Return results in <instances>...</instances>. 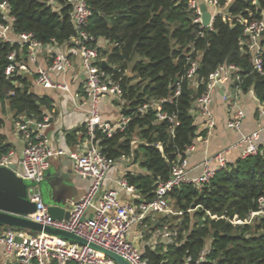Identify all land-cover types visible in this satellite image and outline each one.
Masks as SVG:
<instances>
[{"label":"trees","instance_id":"16d2710c","mask_svg":"<svg viewBox=\"0 0 264 264\" xmlns=\"http://www.w3.org/2000/svg\"><path fill=\"white\" fill-rule=\"evenodd\" d=\"M188 1L85 0L90 16L82 30L92 37L88 44L97 51L95 64L102 68L104 60V71L118 83L117 104L121 115L129 117L123 129L111 136L97 130L94 139L111 161L121 156L139 161L144 172H128L125 179L146 200L186 157L196 137L206 135L192 109L219 65H236L241 93L252 91L264 103V32L262 73L254 68L243 34L246 25L264 18V0H220L222 10L212 30L193 23ZM1 2L13 20H3L0 13V23L7 24L11 35L30 32L53 48L73 45L78 30L71 20L72 0ZM27 62L25 44L0 39V103L8 102L14 119L42 121L51 101L24 89L29 83L17 67ZM192 63L195 71L188 76ZM10 64L15 70L7 76ZM162 99L160 111L173 121L159 119L151 105ZM144 104L146 110L139 111ZM73 137L70 133L68 140ZM7 150L0 143V154ZM168 196L176 213L155 217L150 234L166 228L173 240L146 245L140 251L146 264H264V215L250 216L264 198V152L237 157L200 187L180 184Z\"/></svg>","mask_w":264,"mask_h":264},{"label":"built area","instance_id":"2783aa9c","mask_svg":"<svg viewBox=\"0 0 264 264\" xmlns=\"http://www.w3.org/2000/svg\"><path fill=\"white\" fill-rule=\"evenodd\" d=\"M72 2L74 9L71 20L78 30V34L71 39V43L79 53L80 66L84 75L83 98L78 106L86 107L85 127L90 143L84 152L74 155V170L80 176L89 178L91 180L90 186L82 197L71 203L67 219H54L49 215L47 205L41 198L39 185L48 168L49 158L54 154H62L63 151L55 152L49 146L48 138L44 132V128L48 123L47 117H44L42 121L23 119L22 116L14 119L16 128L25 140V145L17 163L13 162L15 151L8 149L0 154V165L7 166L14 163L16 166L15 174L33 183L29 188L28 195L29 199L36 203V210L28 214L27 218L43 227L70 232L86 242L81 243L44 231L37 234H26L8 230L0 232V249L8 255L14 256L17 264H68L70 262L75 264H118L95 246L119 255L128 264H146L140 250L127 238L131 228L144 225L150 217H154V220L156 215L175 214L176 212L170 209L169 192L180 184H193L200 187L211 179L216 172L226 168L227 157L233 150L238 152L240 158L263 153L264 122L256 129L241 134L239 138L231 141L217 152L206 155L196 166L200 168L198 175H190L191 168L187 158L184 157L172 166L169 178L157 184L155 195L151 199L138 202L120 201L117 189L101 188L113 161L104 155L94 138L97 130L111 136L117 130L123 129L129 117L121 115L115 124L103 121L100 117L99 103L101 98L104 95L119 97L121 89L118 83L113 81L103 68H99L95 64L97 51L88 44V40H92V37L82 30V26L87 23L90 16V10L85 0H72ZM200 3H204L210 12L207 25L202 23ZM253 3L256 4V0H253ZM188 5L193 9V23L198 24L201 28L212 30L214 18L222 10L220 0H189ZM5 10L6 4L1 2L0 13L2 19L12 21L13 18L6 14L7 11ZM263 32L264 18L250 22L243 30V34L249 39L248 48L253 52L254 68L260 73H262L263 46L261 41ZM0 39L25 44L28 49V59L32 62H36L40 50L50 46L42 45L36 41L34 35L30 32H20L13 36L10 34L7 24L4 23H0ZM50 49L56 51L51 55V60L47 66L37 67L35 81L43 88L53 87L69 90L67 84L55 81L52 74L65 73L72 66V59L61 46L55 45L54 48L50 46ZM13 57L14 54L11 53L9 58L13 59ZM25 68L24 63H19L17 70L21 73L22 69ZM14 70V65H8L5 75H11ZM194 71L195 63H192L188 76H191ZM239 71L240 69L234 64L219 65L210 74L204 92L197 97L195 105L205 119L207 132H210L215 125V119L211 111V92L218 84L227 79L231 83L233 95H224L223 99L231 103L233 110L226 121V126L232 131H241L244 111L239 106L237 98L238 94L241 93ZM178 92L179 89L176 90V93ZM161 102H163V99L151 103L157 109L158 118L168 117L170 121H173V117H169L160 111ZM147 106L148 104H144L138 110L144 112ZM257 112L260 117H264V103H259ZM118 184L122 188L133 189L125 178L120 179ZM260 214L264 215L263 197L258 199V208L256 211L251 212L250 216ZM163 235L170 239L169 242L173 240L171 233H164ZM154 243L158 242L154 241Z\"/></svg>","mask_w":264,"mask_h":264},{"label":"crops","instance_id":"0c3cea01","mask_svg":"<svg viewBox=\"0 0 264 264\" xmlns=\"http://www.w3.org/2000/svg\"><path fill=\"white\" fill-rule=\"evenodd\" d=\"M61 48L66 51L72 59V66L65 73H54L52 78L68 85L69 90L60 88H43L39 86L36 79L37 67H45L51 60V55L56 51L50 49V46L40 50L37 54L36 62L28 59L25 63L26 68L22 69L21 74L28 80L27 89L39 96H47L51 101V109L44 110L45 117L48 118L47 126L44 132L48 138V143L53 151H63L62 154H54L49 158L48 168L45 171L44 178L39 185V190L43 202L55 204L62 207L64 211L71 209V203L82 197L88 190L91 180L82 177L74 170V155L81 154L89 146V137L84 129L87 112L85 106H78L83 98V72L80 66L79 53L74 45H64ZM51 50V51H50ZM233 89L230 81L227 79L218 84L211 92V111L215 119V125L207 132L204 117L199 113L197 106H193V114L198 125V129L206 128L205 136H198L194 143L187 150V161L191 168L190 175H198L200 168L196 167L202 159L209 154L215 153L225 147L231 141L259 127L264 122V117H260L257 112L259 101L252 91L239 93L238 104L244 111L242 129L235 132L227 128L226 121L230 117L233 106L223 96L231 95ZM233 95V94H232ZM118 97L104 95L99 103V114L103 121L115 124L121 117L120 107L117 104ZM14 113L10 109L8 102L0 103V143L3 147L13 149L15 155L13 162L17 163L21 157L25 140L18 131L14 122ZM72 133L73 139L68 140V135ZM238 157V152L233 150L228 155V162L234 161ZM143 173L139 166V161H134L132 157L121 156L115 159L104 179L101 188H113L118 190V198L122 202H138L144 200L139 192L122 188L118 184L120 179L125 178L126 174ZM163 216V215H162ZM158 220L161 215H156ZM150 217L144 225H137L131 228L127 238L140 250L146 245H155L154 241L166 244L169 238L164 233H170L163 228L156 232H151L153 227ZM151 222V223H150ZM144 226V227H143ZM145 228V229H143ZM149 229V230H148ZM24 232L26 234H37L40 231L28 227H21L15 224L6 223L0 220V232L5 231ZM148 231V234L144 233ZM0 264H17L12 255L6 254L0 249ZM68 264H72L71 262Z\"/></svg>","mask_w":264,"mask_h":264},{"label":"water","instance_id":"95a60500","mask_svg":"<svg viewBox=\"0 0 264 264\" xmlns=\"http://www.w3.org/2000/svg\"><path fill=\"white\" fill-rule=\"evenodd\" d=\"M199 8L202 12V23L207 25L210 19V12L204 3H200ZM107 66L104 60L101 61V67ZM27 90V86L24 87ZM15 164L10 163L7 166L0 165V220L6 223L15 224L21 227H28L38 231L59 235L74 241L85 243L86 241L80 237L75 236L70 232L58 230L51 227H43L40 224L27 218L28 214L36 210V203L29 199L28 191L33 185L29 180L18 177L14 170ZM48 213L54 219H67L69 211H64L62 207L55 204H48ZM95 246V245H94ZM104 254L115 260L118 264H128L119 255L101 248Z\"/></svg>","mask_w":264,"mask_h":264},{"label":"rangeland","instance_id":"374dc122","mask_svg":"<svg viewBox=\"0 0 264 264\" xmlns=\"http://www.w3.org/2000/svg\"><path fill=\"white\" fill-rule=\"evenodd\" d=\"M170 209L174 211V206H173V204H172L171 202H170ZM143 227H144V226H143ZM143 229H145V228H143ZM148 230H149V229H148ZM144 233H145V234H148L149 232L146 231V230H144ZM135 245H136V244H135ZM114 262L117 263L115 260H114Z\"/></svg>","mask_w":264,"mask_h":264}]
</instances>
